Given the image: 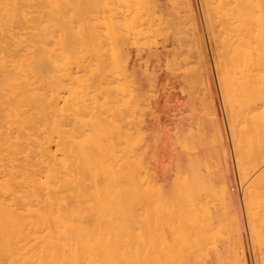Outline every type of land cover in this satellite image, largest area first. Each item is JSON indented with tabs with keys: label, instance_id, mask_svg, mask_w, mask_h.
<instances>
[{
	"label": "bare ground",
	"instance_id": "6f19581e",
	"mask_svg": "<svg viewBox=\"0 0 264 264\" xmlns=\"http://www.w3.org/2000/svg\"><path fill=\"white\" fill-rule=\"evenodd\" d=\"M157 1L0 0V264H264V0H204L207 19L219 15L225 24V33L219 25L216 30L224 34L219 43L227 61H221L223 53L215 54L221 58L217 80L226 97L223 108L229 111V121L224 119L232 153L214 100L207 96V109L201 93L196 94L199 88L207 94L211 90L204 71L190 70L195 64L206 65L192 0H180L189 12L188 33L184 20L176 17L183 9L179 0L169 2L182 6L179 10L167 6L174 25L168 14L159 12L168 20V29L180 34L173 32L179 36V48L183 39L186 46L193 45L198 63L191 60L188 68L184 60L186 66H181L183 73L189 69V78L183 75L186 84L191 80L196 83L192 86L198 85L194 94L203 105L198 98L197 107L196 102L189 106L190 100L186 104L206 113L205 118L193 111L198 120L189 110L183 114L190 115L187 122L194 118L191 130L199 127L198 135L186 130V137H174V151L185 161L171 159L173 139L169 142L166 128L159 126L167 136L162 145L172 146L166 150L171 158L165 156V165L156 158L157 142L153 140L154 154L153 143L144 135L145 127L151 129L149 121L154 122L147 123L145 116L153 110L150 117L160 119L153 116L161 104L156 94L160 91L150 81L152 94L141 97L131 85L129 67L131 48L154 50L152 24H160ZM207 3H217V15ZM215 21L205 26H216ZM187 54L186 59L193 58ZM171 57L179 59L174 53ZM176 61L177 67L184 64ZM173 66L175 72L181 70ZM191 90H186L190 99ZM154 128L147 134L164 138L163 131Z\"/></svg>",
	"mask_w": 264,
	"mask_h": 264
},
{
	"label": "rangeland",
	"instance_id": "374dc122",
	"mask_svg": "<svg viewBox=\"0 0 264 264\" xmlns=\"http://www.w3.org/2000/svg\"><path fill=\"white\" fill-rule=\"evenodd\" d=\"M156 1H157V0H156ZM176 1H177V0H176ZM154 2H155V0H154ZM157 2H158V4H157ZM157 2H156V5H157V6H155L154 10H155V14H156V16H157L156 19H157L158 17H159V19H158V22H157V20L154 19L155 17H153V20H154V22H157V23L160 22V24H159L158 26H155V25L153 26V24H152V27H156V28H155V30H156L155 33H154L153 30H151L152 37L155 36V37L152 38V40H154V41H153V42H154V44H153V45H154V46H153V49H154V50L156 49V50H155V51H154V50H152V51H150V50L143 51L142 49L137 48V47H136V49H135V48H131V49H133V50H130V53H133V54H131L132 56H131L130 59H129V67H130V74H131V77H130L131 85H133L132 87H133L134 89H135V88H138V89H139V90H137V89H136V90L140 93V96H141V97H143L144 99H146V98H149V97H147V96H149V94H152V92H150V90H151V88H150V83H151V82H152L151 84H155V86H156V87H155V90H157L158 92L160 91L159 93H156V94L159 95V98H160V100H161V104H159V105H158L159 107L157 106L158 109L156 108L157 110L154 111L155 113H156V111H157L159 115H158V114H154V115H153L154 117H155V116H157V117L160 116V117H159L160 119H157V118H156V119L158 120V121H157L155 118L153 119V117H150L151 114L153 113V110L151 111V113H149V114H150V116H149L150 118H149L148 116L146 117V116L144 115L145 118H146L144 121L149 120V119H152L154 122H150V121H149V123H153V124H154V123L157 122V124H156L157 126H156V125L154 126L153 124H149V123L146 121V122L148 123L149 126L151 125V126H150L151 129H149V127H148V129H149V130H148V129L144 126L145 129H146L144 135H146V136H145L146 139H147V137H148V140H151V144L153 143V144L151 145V148H152V149H153V147L155 148V150L153 149L154 154L157 152V148L154 146V141L157 142V145H156V143H155V145H156L158 148H159V147H160V148L158 149V150H159V151H158V154H159V155L156 154L157 156H156V155H155V156H156V158L160 161L159 163H164V165H165V164H167V162H168V160H169V159H168V160L166 159L167 156L171 158V155H172L173 157H172L171 159H173L175 156H176L175 158H179V159H180V157H181V155L178 154V153H180V151L178 150V148H177V150H178L179 152L177 151V153H176V152L174 151V150H176V147H177V146H175V145H176V138H175V140H174V137H181V135H182V131H185V132H188V131L190 132V131H191L192 133L198 135V129H199V127H198V129H197L196 127H195V129H193V130H195V132H196V130H197L196 133H195L193 130H191L192 128H194V127H191V126H193V125L195 124V123H192V120H193L194 118H193V119H188V121L191 120V122H187V121H186L187 118L190 117V115H188V114H190V113L192 112V114H191V115H192L191 118H192V117L195 116V114L199 113V115L197 114V116H200V114H202L201 116L206 118V115H205L206 113H205V114H204V113H201L200 110H199V112H198V110H197V108H196L197 112H196V110H193V111L195 112V114H194V116H193V113H194V112H193L191 109H193V108L195 109V107H197V106H195V104L197 105L198 100H199V102H200V99H199L200 97L197 96V98H198V100H197L196 95L194 94V93H196V90H194V89H195V88H198V85H197V87H196V85H193V86H195V88L193 89V86H192L191 84H192L194 81L192 82V81L190 80V82H187V84H186V81L188 80V78H189V76H190L189 73L187 72V70H189V69H187V67H188V68H191V67L195 64V62L198 63V62H197V59H196V57H195V53H193V52L195 51V50L192 48L193 45H192L191 47H190V45H189V46L187 45V46H188L189 48H191V52H192L193 54H192L191 52H190V53H191V55H192V57H193L194 59H193V58L190 59V57H189V59H186V56H185V55H186L190 50H189V48H187L186 44L183 42L184 39L181 40V42H182L181 44L184 45L185 48H186L187 50H189V51H187L186 49H183L184 46L182 47L181 44H178V45L180 46V48L177 46V43H176V42H178V43L180 42V41H179V40H180V39H179L180 34H179L178 32H174V31H176V29L173 30V29L170 28L171 30H169V29H168V24H167V21H168V20L166 21V19L163 17V15H161V14H164V16H165V15L168 14V18L171 19L172 24H173V23H174V19H173V18H175V17H174V14L172 15L173 18L171 17V12H172V11H171V10H172L171 8H173V9H174V8L178 9V8H177L178 6L176 5L177 7H175V6H173L172 4H169V2L174 4L175 1L173 2V0H171V1H170V0H166L167 3L165 2V0H158ZM159 2H161V4H160ZM192 2H193V6H194L193 17L195 18L196 23H197V25H198V27H199V34H200V38H201V43L203 42V44H202L203 47H204L203 51L205 52V54H204L205 58H204V59L206 60V65L200 66V65L198 64L199 67H197L198 65L195 64L196 66L194 65L193 68H191L190 70H192V71H193V70H194V71L196 70L195 72H197V71H198L197 69L199 68V69H200L199 72H200L201 74H202V72L204 71V72H203V73H204L203 75L207 76V79H208V81H209V82L207 83V85H208V88H210V90H211L210 92L208 91L209 94L206 93V92H207V89H206L205 91L203 90V91H204V95H203V94H202V93H203L202 89L199 88V90H201L202 92H200V91L197 89V91H198L199 93L197 92L196 94H200V93L202 94V95L200 94L199 96H201V101H202V98L204 99V100H203L204 102L202 101V102L204 103V105H203V103H201V102H200V104H202L203 107L206 106V108H207V105L210 104V103H209V104L207 103V101L209 102V99H208L207 96L209 95L210 97H212V99L214 100L215 104L217 105V108H218V110H219L220 115L222 114V115H221V118L223 117V119H224V118H227V119H228V113H229V111L226 110L225 108H223L224 106L226 107V105H223V103L226 102V101H223V100H226V99H224V98H226V97H223V96H222V94L224 93V92H222V91H224V90H223V88H222V85L220 84V83H221V80H219V79L217 80V78H220V79H221V77H220L221 74L219 73V70H218V69L220 68V65H219V63L217 62V59H220V60H221V58H220V57L217 58V57H218V56H221V55H220L221 53H223L222 56H223L224 58L226 57L225 49H224V51H223V47H221L222 44L219 43V42H221V40H223V38H224V34L222 35L220 32L225 33V30H224L225 24L223 25V23H220V22H219V20L222 21V19H219V18H220L219 15H218V17H219V18H218V17H216V16H213L214 14H212V19H211V16H210V19H207L208 17H207V15H206V14H207V11H206V10H207L208 8L205 7V1H204V0H202V1H201V0H194V1L192 0ZM177 3H178V2H177ZM177 3H175V4H177ZM179 3H181L180 0H179ZM201 3H202L203 5H202ZM255 3H256V2H255ZM263 3H264V2H262V4H263ZM159 4H160V6H159ZM200 4H201L202 6H201ZM207 4L209 5V9H210V11H211L212 13H215V15H217L216 12L214 11V10L217 9V8H216V7H217V3H216V4L207 3ZM210 4H211L212 6H211ZM154 5H155V4H154ZM161 5H162V6H161ZM171 5H172V6H171ZM181 5L183 6V9H180V7L182 8V6L179 7V9H180L181 11H180V13H179V11H178V13H179L180 15L176 12L177 10H176L175 12H176L178 15H176V14H175V15H176V17L179 16L180 19L184 20V26H185V31H186V30H187V29H186V23L188 24V22H187V18H188V16H187V15L189 14V12L187 13L186 10H184V9H187V8L185 7V4H182V3H181ZM208 5H207V6H208ZM163 6H164V7H163ZM167 6H170L171 8H170V7H167ZM195 6H196V8H195ZM160 7L163 8V10H162ZM166 7H167V8H166ZM157 8H158V9L160 8L161 11H159ZM203 8L205 9V12H202V11H204ZM206 8H207V9H206ZM167 9H168L167 12H169V13L166 12ZM169 9H171V10H169ZM179 9H178V10H179ZM201 9H203V10H201ZM197 10H198L199 12H198ZM163 11H164L165 13H164ZM170 11H171V12H170ZM184 11H185V12H184ZM263 11H264V4H263ZM156 12H157V13H156ZM159 12H160V13L163 12V13L160 14ZM158 13H159V14H158ZM172 13H173V12H172ZM183 13H186V16L183 17V15H185V14H183ZM197 13H198V14H197ZM202 13L205 14L206 16H202V15H203ZM258 13H259V12H255V15L258 14ZM169 14H170V15H169ZM199 14H201V15H199ZM259 14H260V13H259ZM259 14H258V16H259ZM195 15H196V16H195ZM197 15H198V17H197ZM154 16H155V15H154ZM199 16H200V19H199ZM161 17H163V18H161ZM166 17H167V16H166ZM189 17H190L189 19H191V15H190ZM203 17H204L206 20H205ZM168 18H167V19H168ZM176 19H178V18H176ZM198 19H199V20H198ZM215 19H216L215 22H216L217 25H216L215 23H214V24L217 26V28H216V26H214L213 24H212V26H210V28L208 27V25H207V27L205 26V24L208 23V21H210L211 23H213ZM160 20H161V21H160ZM162 20L165 21L166 26H165V24L162 23V22H163ZM204 20L206 21L205 23H204ZM175 21H176V20H175ZM178 21H179V20H178ZM178 21H176V22H178ZM190 21H191V24H192V19H191ZM199 21H201V22H200L201 25H200V23H198ZM212 21H213V22H212ZM217 21H218L220 24H222V25L218 24ZM154 22H152V19H151V23H154ZM179 22H180V21H179ZM157 23H155V24H157ZM169 23H170V20H169ZM181 23H182V22H181ZM181 23H180V25H179V23H178V26H181ZM202 23H203V24H202ZM176 24H177V23H176ZM176 24H175V25H176ZM191 24H190V22H189V28H188L189 30H190V28H191ZM173 25H174V24H173ZM199 25H200V26H199ZM210 25H211V24H210ZM218 25L222 28V30L220 29V32H219V33H217V30H216V29H219ZM164 26H165L166 28H165ZM176 26H177V25H176ZM184 26H183V24H182L183 29H184ZM202 26H203V27H202ZM152 27H151V29H152ZM170 27H172V26H170ZM182 27H180V28H182ZM187 27H188V26H187ZM201 27H202V29H201ZM173 28H175V27H173ZM203 28H204V29H203ZM166 29H167V30H166ZM178 29H179V28H178ZM172 30H173V31H172ZM203 30H204L205 32H204ZM207 30H208V31H207ZM209 30L211 31L212 34H215V35H210L211 33H210ZM212 30H213V31H212ZM214 30H216V31H215L216 33L214 32ZM182 31H183V30H182ZM156 32H157V33H156ZM163 32H164V33H163ZM170 32H171V34H170ZM173 32H174L175 34L179 35V36L174 35ZM180 32H181V31H180ZM186 32H187V31H186ZM201 32H202L203 34H202ZM206 32H207V33H206ZM213 32H214V33H213ZM172 33H173V34H172ZM181 33H182V32H181ZM187 33H188V32H187ZM190 33H191V32L189 31V34H188V37H189V38L191 37V36H190ZM183 34H185V32H184ZM172 35H173V38H172ZM185 35H186V34H185ZM185 35H184V36H185ZM161 36H162V37H161ZM170 36H171V38H169ZM181 36H182V35H181ZM211 36H212V37H211ZM182 37H183V36H182ZM185 37H186V36H185ZM209 37H210V39H207V38H209ZM166 38H167V39H166ZM186 38H187V37H186ZM189 38H187L186 40H189ZM203 38L205 39V41H204ZM219 38H220V39H219ZM221 38H222V39H221ZM169 39H170V40H173V41H171L172 43L170 42ZM190 39H191V38H190ZM211 39H214V41L216 40L215 42H216V44H217V43L219 44V45L217 44L219 49L216 48V47H217L216 45H215L216 47L214 46V44H213L214 42H213V40H211ZM161 41H162V42H161ZM164 41H165V42H164ZM191 41H192V40H190V42H191ZM168 42H169V43H168ZM190 42H186V43H187V44H190ZM205 42H206V43L208 42V43L206 44ZM210 42H211V44H209ZM156 43H157V44H156ZM158 43H159V44H158ZM155 44H156V45H155ZM171 44H172V45H171ZM175 44H176V45H175ZM205 44H206L207 46H206ZM161 45H162V46H161ZM168 45H169L170 48L167 47ZM173 45H174V47H173ZM204 45H205V46H204ZM210 45H211L212 48L210 47ZM159 46H160V49H161V50L158 48ZM164 46H165V48H164V50H162ZM175 46H177L178 48H176ZM208 46H209L210 48H209ZM213 46H214L215 48H214ZM154 47H156V48H154ZM166 47H167V48H166ZM181 47H182V48H181ZM205 47H206V48H205ZM157 48H158V49H157ZM168 48H169V50H171V51H169ZM172 48L175 49L176 52H175V50H173ZM207 48H208V49H207ZM166 49H167V50H166ZM206 49H207V50H206ZM134 50H135V51H134ZM157 50H158V51H157ZM177 50H178V51H177ZM179 50H181L182 53L180 52V54H178ZM192 50H193V51H192ZM209 50H212V51L209 52ZM216 50H218V51H216ZM219 50H220V51H219ZM156 51H157V53H156ZM159 51L162 52V53H159ZM168 51H169V52H168ZM183 51H184L186 54H184ZM186 51H187V52H186ZM135 52H137V53H135ZM212 52H213V53H212ZM215 52L217 53V55L219 54L217 57H216ZM150 53H152V54H150ZM172 53H174V55H178V56H179L178 58L181 59V63H182L184 60H185V62H187V65H188V66L186 67L187 70H186V72H184L186 75H187V73H188V75H189V76L187 75V77H188L187 80H186V78H184V76H183V75H185V74L183 73V70H184L186 64H185L184 62H183L184 64H180V62H179L180 65H179V67H177V66H178V62H177L176 60H179V59H176V58L174 57L176 60H175V59L173 60V57H171V56H172ZM208 53H209V54H208ZM211 53H212V54H211ZM147 54H148V57H147ZM154 54H155V55H154ZM182 54H183V56H185V57L181 56ZM188 54H189V53H188ZM188 54H187V56H191L190 54H189V55H188ZM214 54H215V56H214ZM151 55H152V57H151ZM153 55H154V58H155V57L157 58V59L155 58L157 61L153 59ZM193 55H194V56H193ZM206 55H207V56H206ZM208 55H209V56H208ZM212 55H213V56H212ZM222 56H221V57H222ZM141 57H143V60H142V61H141V59H142ZM176 57H177V56H176ZM209 57H210V58H209ZM212 57L215 58V60L213 59L214 61L211 60ZM164 58H165V59H164ZM224 58H222L221 61L226 62V61H227V58H225V59H224ZM146 59H147V60H146ZM150 59H153L154 61H153V60H150ZM158 59H159V60H158ZM209 59H210V60H209ZM162 60H164V61H162ZM189 60H190V61H189ZM191 60H195V61H193V65H192V66H189L190 64H192V61H191ZM205 60H204V63H205ZM220 60H219V61H220ZM152 61H153V62H152ZM158 61H159V62H158ZM160 61H161V63H160ZM165 61H166V62H165ZM172 61H173V62L176 61V62H177V66H176V64H174ZM188 61H189L190 63H189ZM211 61H212V62H211ZM210 62H211V63H210ZM146 63H148V64H146ZM164 63H166V64H164ZM209 63L211 64L212 68H211V66H210ZM212 63H213V64H212ZM138 64H139V65H138ZM171 64L175 65V69L177 68V70H179L178 68H180L181 70L183 69L182 72L179 73V71H181V70L177 71L179 74H178L177 72H175V70H174V66L171 65ZM181 65H183L184 68H183ZM215 65H216V66H215ZM227 65H228V64H227ZM160 66H161L162 70H161ZM180 66H181V67H180ZM214 66H215L216 68H214ZM218 66H219V67H218ZM144 67H145V68H144ZM155 67H156V70L154 69ZM163 67H164V69H163ZM165 67H166V68H165ZM171 67H172L173 70L171 69ZM194 67H196V68H194ZM202 67H203V68H202ZM205 67H207V68H205ZM225 67H226V66H225ZM167 68H168L169 70H168ZM208 68H209L210 71L208 70ZM227 68H228V70H230L229 65H228V67H226L225 69H227ZM137 69L139 70V72L137 71ZM157 69H158V70H157ZM166 69H167V70H166ZM201 69H202V70H201ZM214 69H215V71H214ZM133 70H134V71H133ZM144 70H145V71H144ZM205 70H206L207 72H205ZM217 70H218V71H217ZM136 71H137V72H136ZM192 71H191V72H192ZM201 71H202V72H201ZM140 72H141V73H140ZM155 72H156V73H155ZM161 72H162V77H163V75H164L163 78H162L161 75H160ZM191 72H190V73H191ZM212 72H213V73H212ZM154 73H155V74H154ZM181 73H183V74L180 75ZM209 73H210V74H209ZM215 73H217V74L219 73L220 75H217V74H215ZM170 74H173V75H170ZM192 74H193V73H192ZM192 74H191V77L193 76ZM214 74L217 75L216 78H215V75H214ZM165 75H166V76H165ZM176 75H177V76H176ZM178 75H179V76H178ZM213 75H214V76H213ZM143 76H146V77H143ZM154 76H155V77H154ZM174 76H175L176 78H175ZM182 76H183L184 79H181V80H180V78H181ZM196 76H198V74H197ZM196 76H195V77H196ZM159 77H161V78L159 79ZM179 77H180V78H179ZM195 77H193L194 80H195ZM213 77H214V78H213ZM146 78H147V79H146ZM174 78H175V79H174ZM196 78H197V77H196ZM198 78H199V76H198ZM141 79H142V80H141ZM162 79H163L164 81H162ZM165 79H166V81H169V82H165ZM177 79H178L179 82L177 81ZM172 80H173V81H172ZM184 80H185V81H184ZM198 80H199V79H198ZM143 81H144L145 83H143ZM147 81H148V83H147ZM150 81H151V82H150ZM196 81H197V79H196ZM213 81H215V82H213ZM149 82H150V83H149ZM191 82H192V83H191ZM217 82H218V83L220 82V83L218 84ZM178 83L181 85V90H180V88H179V84H178ZM183 83H184V84H183ZM194 83H195V82H194ZM144 84H146L147 86L144 85ZM185 84H186L188 87H187ZM188 84L191 86L192 90H191V88H190V86H189ZM195 84H196V83H195ZM200 84H201V83H200ZM214 84H215V85H214ZM134 85H135V87H134ZM136 85H137V86H136ZM218 85H219L222 89H221L220 87H218ZM139 86H140V87H139ZM183 86H184V87H183ZM201 86H202V85H201ZM209 86H210V87H209ZM214 86H215V87H214ZM142 87H143V89H142ZM144 87H145V88H144ZM161 87H163V89H162ZM186 87H187V89H186ZM199 87H200V85H199ZM160 88H161V90H160ZM184 88H185L187 91H189V92H190V90L193 92L194 95H192V98H191V99H190V97H191V93H189V92L186 93V90L184 91ZM188 89H189V90H188ZM216 89H217V91H216ZM219 89H220V92H218ZM142 90H143V91H142ZM164 90H165V91H164ZM170 90H171V91H170ZM182 90H183V91H182ZM193 90H194V91H193ZM184 92H185V95H183ZM211 92H212V93H211ZM216 92H218V93H216ZM142 93H143V94H142ZM210 93H211V94H210ZM221 93H222V94H221ZM147 94H148V95H147ZM216 94H218V95H216ZM220 94H221V95H220ZM142 95H143V96H142ZM145 95H146V97H145ZM163 95H164V96H163ZM178 95H179V96H178ZM187 95H188V97H187ZM223 95H224V94H223ZM177 96H178V99H177ZM193 96L195 97V100H197V101H194V100H193V99H194ZM220 96H222V97H220ZM170 97H171V98H170ZM184 97H185V98H184ZM210 97H209V98H210ZM234 97H235V96H234ZM168 98H170L171 100L168 101ZM222 98H223V99H222ZM187 99H188V100H187ZM210 99H211V98H210ZM219 99H220V100H219ZM178 100H179V101H178ZM186 100H187V101H186ZM189 100L192 102V105L189 104V106H191V107L193 106V103L196 102V103H194V106H195V107H193V108H189L188 103L186 104V102H189ZM162 101H163V102H162ZM180 101H181V103H180ZM220 101H221V104H220ZM175 102H176V103H175ZM191 102H189V103H191ZM173 103H174L175 105H173ZM178 103H179V104H178ZM205 103H206V104H205ZM162 104H163V105H162ZM177 104H178V105H177ZM180 104H181V105H180ZM198 104H199V103H198ZM171 105H172V106H171ZM202 105H201V106H202ZM219 105H220V106H219ZM167 106H168V107H167ZM160 107H161V108H162V107H163V108H164V107H167V109H166V108L161 109ZM199 107H200V106H199ZM203 107H202V108H203ZM159 108H160V109H159ZM176 108H177V109H176ZM185 108H186V109H185ZM200 109H201V107H200ZM207 109H208V108H207ZM207 109H206V112H207ZM162 110H164V111H162ZM166 110H167V111H166ZM188 110H189V113L187 112ZM225 110L228 111V112H225ZM173 111H174V112H173ZM161 112H162V113H161ZM163 112H164V113H163ZM169 112H170V113H169ZM175 112H176V113H175ZM181 112H182V113H181ZM202 112H205V110L203 109ZM221 112H222V113H221ZM223 112H224V113H223ZM166 113L169 114L170 116H169V115H166ZM172 113H173V115H172ZM186 113H188L187 116H185ZM149 114H148V115H149ZM161 114H162V115H161ZM176 114H177V115H176ZM180 114H181V115H180ZM183 114H185V115H183ZM224 114H226V115H224ZM174 115H175V117H177L178 119H175ZM179 115L181 116V119H180V117H178ZM182 115H183V117H182ZM166 116L168 117V119H167ZM225 116H227V117H225ZM164 117H165V118H164ZM171 117H172V118H171ZM185 118H186V119H185ZM195 118H197V120H198V117L195 116ZM205 118L203 119V121H205ZM161 119H162V120H161ZM164 119H165V122H163ZM183 119H184V120H183ZM200 119H201V117L199 118V120H200ZM155 120H156V122H155ZM159 120H160V121H159ZM173 120H174V121H173ZM181 120H183V122H182ZM197 120H195V121L197 122ZM179 121H180L181 123H180ZM184 121H185V123H184ZM195 121H194V122H195ZM200 121H201V123H204L202 120H200ZM222 121H223V126L225 127V130H226V132H227V134H228V135H227V137H228L227 139H228L229 141H227V140H226V141H227V143L229 142V144H230L229 146H230V148H231V150H232V146H231V145H233V144H231V140H230V138H229L230 135H229V132H228V129H227V126H226V125H227V120L224 119V120H222ZM222 121H221V122H222ZM228 121H229V119H228ZM161 122L165 123L166 127H164L165 125L162 124ZM167 122H168V123H167ZM175 122L177 123V125H176ZM186 122L189 124L188 126H187V123H186ZM190 123H191V126H190ZM201 123H200V124L198 123V124H199L200 126H202L203 124H201ZM207 123H208V122H207ZM207 123L205 122L204 125L207 124ZM225 123H226V125H225ZM228 123H229V122H228ZM158 124H159V125H158ZM172 124H173V125H172ZM174 124H175V125H174ZM180 124H183L184 126H182V125H180ZM192 124H193V125H192ZM198 124H197V125H198ZM163 125H164V126H163ZM197 125H196V126H197ZM204 125H203V128H204ZM146 126H147V125H146ZM152 126H154V127H156V128L158 127V129H159V126H161L160 128H161V129H162V128H166V131H167V132H166V131H163V130H160V129H159V131H158V129L156 130V128H154V127H152ZM162 126H163V127H162ZM175 126H176L177 128L180 127V131H179L180 133H178L177 128H176ZM189 126H190V127H189ZM205 126H206V125H205ZM207 126H208V125H207ZM183 127H184V129H183ZM185 127H186V128H185ZM152 128H154V129L157 131L156 133H158V132H160V131H163L162 134H161L162 137H164V135H165V134L163 135V133L166 132V135H167V136L169 135V137H168V138H169L168 141L171 140V139H173L172 141H173L174 143H172V142L169 141L170 144H171L173 147H172L170 144H168V141H167L168 146L164 145V146L166 147V148H164V146L162 145V143H164V140H162V139H165V138H166V140H167V136H165L164 138H161V136L159 135V133H158V135H156V134H154V133H153L154 135L151 134V133L153 132V131H152V132L150 131V130H152ZM169 128H170V130H169ZM175 128H176V129H175ZM189 128H190V129H189ZM200 128H201V127H200ZM181 129H182V130H181ZM186 130H188V131H186ZM201 130H202V131H201ZM201 130H200L201 133H202V132H205L204 130H206V132L208 131L207 128L204 129V130H203V129H201ZM174 131H175V132H174ZM200 131H199V132H200ZM148 132H151L150 135L147 134ZM154 132H155V131H154ZM226 132H225V133H226ZM207 133H208V132H207ZM207 133H206V134H207ZM173 134H174V135H173ZM176 134H177V136H176ZM187 134H188V136L190 135L189 133H187ZM155 135L157 136V138L160 136L158 139L161 138L162 142H159V141H161V140L156 141L157 138L155 137ZM191 135H192V134H191ZM201 135H204V134H201ZM149 136H151V137L149 138ZM183 136L186 137V135H185L184 132H183L182 137H183ZM195 136H196V135H195ZM152 137H153L154 139H153ZM189 137H190V136H189ZM189 137H188V139H189ZM201 137H204V138H205L206 136H201ZM208 137H209V136H208ZM151 138H152V139H151ZM155 138H156V139H155ZM197 138L200 139L199 136H198ZM197 138H196V140H197ZM204 138H201V140L204 139ZM206 138H207V137H206ZM209 138H210V137H209ZM158 139H157V140H158ZM192 139H194L193 136H192L191 140H190V139H189V140H190L191 142H193ZM153 140H154V141H153ZM166 140H165V141H166ZM196 140H195V141H196ZM204 140H205V139H204ZM204 140H203V141H204ZM152 141H153V142H152ZM195 141H194V142H195ZM197 141H198V140H197ZM197 141H196V142H197ZM203 141H202V143H203V144H202V145H203V148H204V147H207L206 144H205V146H204V143H205V142H203ZM196 142H195V143H196ZM207 142H208V139H207ZM158 143H159V144H158ZM262 143H263V142H262ZM149 144H150V142H149ZM164 144H165V143H164ZM192 144H193V143H192ZM169 145H170L172 148H171ZM193 145H194V144H193ZM202 145H201L200 147H202ZM263 145H264V143H263ZM162 146H163V147H162ZM195 146H197V145H195ZM168 148H171V149H172V154H171V155H167V153H166V150H167ZM203 148H200V149H199V148L197 147V150H199V151L202 150V151H203ZM162 149H163V150H162ZM160 151H161V152H160ZM164 151H165V152H164ZM174 152H175L176 155H174ZM232 152H233V150L231 151V153H232ZM165 154H166V155H165ZM161 155H162V156H161ZM158 156L160 157V159L158 158ZM165 156H166V157H165ZM177 156H179V157H177ZM161 158H162V159L165 158V159L162 161ZM181 158L183 159V161H185V159H184L183 157H181ZM182 159H180V160H182ZM165 160H166V161H165ZM184 163H185V162H184ZM184 163H183V164H184ZM233 163H234V162H233ZM162 165H163V164H162ZM164 165L162 166L163 169H164ZM233 165H234V164H233ZM234 170H235V174H236V168H235V166H234ZM235 176H236V177H235V178H236V183H238V184H237V188H238L237 190H238V192L240 193V194H239V195H240L239 197H242V192H241L242 190L239 188V180L237 179L238 176H237V174H236ZM239 200H240V199H239ZM240 201H241V200H240ZM241 203H242V202H241ZM243 210H244V208H243ZM244 215H245V214H244V212H243V217H244ZM258 225H259V223L257 224V226H258ZM258 227L261 229V225L258 226ZM263 229H264V228H263ZM263 232H264V230H263ZM251 256H252V254H251ZM252 257H253V256H252Z\"/></svg>",
	"mask_w": 264,
	"mask_h": 264
}]
</instances>
